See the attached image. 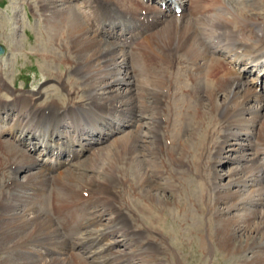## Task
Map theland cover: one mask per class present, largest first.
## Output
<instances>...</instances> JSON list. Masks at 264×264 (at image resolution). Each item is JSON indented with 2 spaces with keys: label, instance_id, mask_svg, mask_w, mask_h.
Wrapping results in <instances>:
<instances>
[{
  "label": "bare ground",
  "instance_id": "1",
  "mask_svg": "<svg viewBox=\"0 0 264 264\" xmlns=\"http://www.w3.org/2000/svg\"><path fill=\"white\" fill-rule=\"evenodd\" d=\"M17 1L65 79L0 78V264H177L178 226L264 264V0Z\"/></svg>",
  "mask_w": 264,
  "mask_h": 264
},
{
  "label": "rangeland",
  "instance_id": "2",
  "mask_svg": "<svg viewBox=\"0 0 264 264\" xmlns=\"http://www.w3.org/2000/svg\"><path fill=\"white\" fill-rule=\"evenodd\" d=\"M13 2L16 3L18 1L0 0V45L4 46L6 50L5 55L0 58V78L1 80L7 82L10 87L9 89H11L12 92H14L15 94L18 95L25 92H33L37 96H39L40 102H45L47 100V97H49L51 94L62 90L59 83L61 82V80L65 79V74L62 73L63 70L65 71V68H62V72H59V67L54 68L52 70L53 72H55V74L53 73L54 75H51V70L50 72L49 70L45 71L43 67L45 62H43L44 58L41 55L42 51L38 49L40 36L39 34L42 30L37 20L39 12L36 11V8L33 9L31 5H29L30 7L27 5H17L19 7V12L17 13V16H14V8L17 6H15ZM57 70L58 72H56ZM62 74H64V76ZM247 79L250 80L251 77H247ZM2 93L7 94L6 97L10 99L11 95L9 93L5 91H2ZM39 93H41V95ZM145 123H150V121L146 119ZM128 131L129 129H127V132ZM123 134L124 133L118 135V137H122ZM105 145H108V143L104 144V146ZM104 146H95V149L103 148ZM229 155L231 158V160H229L230 164H227L226 166H224V168L217 167L215 169V172L217 171L220 173V175H222L220 181L222 184H224L225 187L229 188V190H234L233 187H228L229 183L227 182L229 181V177L226 176V174H231V168H235L236 165L233 164L231 161L237 156V154L231 153ZM89 157H93V155ZM24 176L25 173L23 172L19 174V177L21 179ZM252 184L253 182L249 184V187H253ZM254 189H257V187L251 188L250 190L248 189L247 191H243L241 194H239L237 201L240 202L247 196H253L252 191H254ZM27 193V195L29 196V192ZM240 204L241 202L239 203L237 210L234 211L233 215L243 213L242 210L244 206ZM262 210L264 211V207L262 208ZM178 227L181 231V233L179 231L178 234H182L180 235V238L182 239V242H184L185 248L182 251L179 249L175 250L176 253L179 251L177 254L181 256V259L179 258L180 260L177 264H243L245 261L251 260L253 258V254L250 253L251 251H249L248 253L241 252L237 255H229L218 249L215 250V248L213 247H215L216 244L212 245V243H209L210 241L208 240L206 242L211 244L210 246L212 247L206 246L205 249L206 252H208L203 253V248L200 246L198 241L192 242V239L190 240V238H187L184 235L185 231L183 229L185 228H182L181 226ZM203 228L205 230L204 233H206L208 237L210 230L208 229L209 227L207 223L203 225ZM185 239H188L190 242ZM169 242H172V239ZM188 244H190L191 246H189ZM260 244L264 245V242ZM117 247L123 248L122 246L118 245ZM210 248L213 249L211 250ZM185 254H187L188 256ZM0 257H2V254L0 255ZM47 257L48 256L46 255L43 248H39V251L34 256L37 261H40L41 259H45ZM182 260L183 262H181ZM175 261L176 259H174V261L172 260L174 264L177 262ZM25 262L27 261L25 260Z\"/></svg>",
  "mask_w": 264,
  "mask_h": 264
},
{
  "label": "water",
  "instance_id": "3",
  "mask_svg": "<svg viewBox=\"0 0 264 264\" xmlns=\"http://www.w3.org/2000/svg\"><path fill=\"white\" fill-rule=\"evenodd\" d=\"M5 54V48L0 45V57L3 56Z\"/></svg>",
  "mask_w": 264,
  "mask_h": 264
}]
</instances>
